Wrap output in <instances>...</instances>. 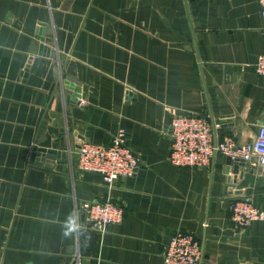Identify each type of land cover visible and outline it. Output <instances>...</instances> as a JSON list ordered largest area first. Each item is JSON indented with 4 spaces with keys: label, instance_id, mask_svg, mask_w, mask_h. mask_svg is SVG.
<instances>
[{
    "label": "crops",
    "instance_id": "crops-1",
    "mask_svg": "<svg viewBox=\"0 0 264 264\" xmlns=\"http://www.w3.org/2000/svg\"><path fill=\"white\" fill-rule=\"evenodd\" d=\"M263 53L258 0H0V264L77 252L82 264H164L178 231L200 241V264H264V219L239 230L230 208L250 198L264 212V168L220 153L203 168L169 160L178 114L206 116L217 142L257 138ZM68 77L84 97L68 102ZM119 128L140 165L109 187L78 151ZM108 199L125 215L99 233L81 204Z\"/></svg>",
    "mask_w": 264,
    "mask_h": 264
},
{
    "label": "built area",
    "instance_id": "built-area-1",
    "mask_svg": "<svg viewBox=\"0 0 264 264\" xmlns=\"http://www.w3.org/2000/svg\"><path fill=\"white\" fill-rule=\"evenodd\" d=\"M262 6L264 19V0ZM255 72L264 76V53L258 56L254 65ZM172 143L169 160L172 164L185 168L208 167L217 153L245 162L256 161L264 168V126L257 138L242 146H235L225 140L214 139L213 128L206 116L182 113L171 121ZM140 157L129 145L128 133L119 128L109 144L85 142L78 151V168L84 172L100 173L109 187L121 178L136 174ZM232 220L239 230H246L252 222L264 219V212L258 209L250 198L235 200L230 205ZM81 209L87 216L89 226L104 233L112 224L122 221L124 208L113 199L106 201H85ZM203 247L194 234L178 231L167 244L164 264H200ZM71 264H82L81 254L77 252Z\"/></svg>",
    "mask_w": 264,
    "mask_h": 264
},
{
    "label": "water",
    "instance_id": "water-1",
    "mask_svg": "<svg viewBox=\"0 0 264 264\" xmlns=\"http://www.w3.org/2000/svg\"><path fill=\"white\" fill-rule=\"evenodd\" d=\"M42 26H43V28L40 29L41 33L44 32L45 24H43ZM40 37H41L42 42L46 41V38L43 36V34ZM40 51L41 52H44V51L47 52L48 48L45 46H41ZM49 53L51 56L55 55V52H53L52 50H49ZM28 69H29V66L27 67L26 72ZM75 85L80 86L81 84H80V82H76L75 80H73V78H71V77L66 78L64 81V89H65V93L67 94L66 98H67L68 102L74 101L75 98L80 99V98L84 97L83 96L84 94H81L80 90L75 89ZM39 157H41L42 160L46 159L50 164L54 163L56 161V159H61L59 161L65 163V162H67L68 154L66 152H54L53 150L48 151L45 149H41L39 151ZM230 159H232V158H230ZM235 161L240 162V163L244 162L242 159H235ZM27 264H33V263H27Z\"/></svg>",
    "mask_w": 264,
    "mask_h": 264
}]
</instances>
